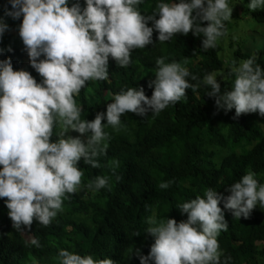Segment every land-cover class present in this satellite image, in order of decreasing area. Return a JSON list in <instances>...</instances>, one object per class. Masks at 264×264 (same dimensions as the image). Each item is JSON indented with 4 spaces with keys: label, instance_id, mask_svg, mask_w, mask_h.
Instances as JSON below:
<instances>
[{
    "label": "clouds",
    "instance_id": "9594fccd",
    "mask_svg": "<svg viewBox=\"0 0 264 264\" xmlns=\"http://www.w3.org/2000/svg\"><path fill=\"white\" fill-rule=\"evenodd\" d=\"M143 2L84 0L81 7L80 0L71 6L70 0H9L11 8L5 6L0 37L9 27L5 17L16 20L22 16L18 33L30 67L42 77L38 83L29 71L14 70L10 58L0 60V198H6L8 216L17 231L23 232L21 225L26 229L33 220L47 227L63 211L66 194L81 189L83 172L78 161L99 167L96 158L108 147L104 129L119 130L121 114H158L186 98L185 89L194 92L203 84L218 109H234L236 117L253 112L264 116V68L255 56L228 65L231 79L223 78L232 82V89L223 93L217 73L205 74L201 80L184 66L186 60L166 63L158 57L155 79L148 85H154L150 98L143 87L121 89L106 112L82 120L74 97L86 82L109 78L110 57L118 66L127 67L132 50L153 44L154 29L160 43L191 31L202 36V49L215 48L227 34L226 22L231 21L233 11L230 0H157L153 12L145 15L137 7ZM247 8L264 9V0H250ZM201 21L209 23L201 26ZM7 50L12 51L10 46ZM54 128L56 139L52 140ZM69 130L86 134L85 140L66 136ZM171 183L161 181L158 187L167 189ZM84 187H110L109 178L96 176ZM228 191L225 196L208 188L203 197L180 203L176 207L187 219L179 223L152 212L145 219L144 231L154 242L147 255L136 250L140 264H231L230 257L221 258L223 250L217 240L228 229L224 210L239 219L249 217L257 206L264 209V183L248 171ZM30 243L40 246L35 238ZM55 259L57 264H114L110 258L97 260L66 249H60Z\"/></svg>",
    "mask_w": 264,
    "mask_h": 264
},
{
    "label": "trees",
    "instance_id": "16d2710c",
    "mask_svg": "<svg viewBox=\"0 0 264 264\" xmlns=\"http://www.w3.org/2000/svg\"><path fill=\"white\" fill-rule=\"evenodd\" d=\"M73 2L70 0L69 6ZM156 2L144 0L138 10L151 14ZM80 4L83 7L84 0ZM6 5L11 8L9 0H0V16L4 15ZM246 17L264 24V9H247ZM5 21L9 27L0 37V49H4L0 60L10 58L14 70L29 71L39 83L42 77L30 67L18 33L22 16L16 20L5 17ZM200 23L206 26L209 22ZM151 24L149 21L148 26ZM226 27L227 34L219 38L215 48L207 50L201 47L202 36L191 31L160 43L154 29L153 44L132 50L127 67L118 66L110 57L109 78L86 82L74 97L81 108L80 118L90 121L97 113L106 112L107 104L121 89L143 87L150 98L154 85L148 86L147 75L156 70L158 57H164L166 63L186 60L184 66L201 80L205 74L215 72L221 93L230 91L232 82L223 77L231 79L227 71L233 60L238 64L255 56L256 63L264 68V38L257 39L255 32L235 42L230 40L232 55L227 59L221 40L230 35V22H226ZM206 91L203 84L194 92L185 89L186 98L169 104L158 114H121L119 130L111 126L104 129L109 135L108 147L104 155L96 158L99 167L78 161L83 172L81 189L66 194L63 211L47 227L33 220L26 229L21 225L23 232L17 231L8 216L6 198H0V264H57L55 257L60 249L91 255L97 260L110 258L114 264H140L136 250L147 255L154 242L144 231L145 219L152 212L158 218H174L179 223L187 219V214L176 206L197 195L203 197L208 188L226 196L230 194V184L248 171L264 183V116L253 112L236 117L234 109H218L215 98ZM53 131L51 139L55 140L57 129ZM80 138L84 141L86 134H80ZM113 161L118 163L114 165ZM96 176H107L110 187H84ZM161 181L172 183L167 189H160ZM219 206L223 210V204ZM224 214L228 229L217 237L223 250L221 258L230 257L231 264H264V209L257 206L247 218L236 219L231 210H224ZM32 238L38 240L39 247L30 243Z\"/></svg>",
    "mask_w": 264,
    "mask_h": 264
},
{
    "label": "rangeland",
    "instance_id": "374dc122",
    "mask_svg": "<svg viewBox=\"0 0 264 264\" xmlns=\"http://www.w3.org/2000/svg\"><path fill=\"white\" fill-rule=\"evenodd\" d=\"M247 0H231V6L233 7L232 18L230 21L231 32L230 35L222 39L223 51L225 58H229L232 55V49L230 48V40H237L241 36L250 37L253 33L257 39L262 40L264 38V24L255 21L252 18L246 17ZM147 78L152 81L155 79V73H149ZM72 137H80V134L74 130H69L65 134Z\"/></svg>",
    "mask_w": 264,
    "mask_h": 264
}]
</instances>
